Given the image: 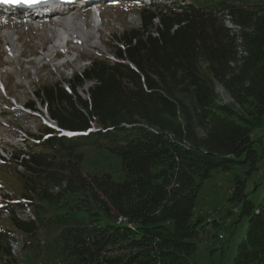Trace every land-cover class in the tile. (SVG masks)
Segmentation results:
<instances>
[{
    "label": "trees",
    "instance_id": "1",
    "mask_svg": "<svg viewBox=\"0 0 264 264\" xmlns=\"http://www.w3.org/2000/svg\"><path fill=\"white\" fill-rule=\"evenodd\" d=\"M142 3L113 58L92 55L24 105L50 123L39 119L32 144L9 152L21 195L2 200L0 264L17 261L13 229L54 264H198L197 197L213 169L238 162L248 168L230 200L247 228L231 264H264V151L253 135L264 117V0ZM87 145L117 154L124 177L86 174ZM27 208L34 217L18 215Z\"/></svg>",
    "mask_w": 264,
    "mask_h": 264
},
{
    "label": "rangeland",
    "instance_id": "2",
    "mask_svg": "<svg viewBox=\"0 0 264 264\" xmlns=\"http://www.w3.org/2000/svg\"><path fill=\"white\" fill-rule=\"evenodd\" d=\"M101 1L103 2L97 0L91 2L94 7L100 6L99 12L95 10V12L79 13L83 20L77 23L80 26L77 27L79 32L77 36L82 39L87 38V44L73 42L68 47L69 52L66 53V49L63 48L64 54L57 60L55 54L48 59L43 58L46 46L49 44V48H53L50 37L54 33L50 31L49 25H45L44 29H32L27 24L4 20L15 23L21 36L19 43L10 38V41L19 46L16 54L19 55L21 50L24 51V56L19 58L16 56L11 59L8 54L4 55L8 47L3 36L10 33L5 30L0 32V81L2 82L0 84V186L5 187L7 193L15 197V200L21 195V187L17 180L15 165L10 161L9 152L25 150L24 143L31 145L34 140L31 133L38 131V121L44 119L39 111L25 109L24 105L37 97L35 92L42 82L64 81L70 78L75 71L82 70L88 64L86 58L99 54H107L112 58L110 47L115 42V35L127 28L139 26L141 5H127V1L134 0ZM92 6L89 9L94 8ZM84 20L87 21V27L84 25ZM52 42L57 44L56 39ZM9 60H12V64L5 66L4 63ZM220 91L225 100L230 99L222 89ZM253 135L256 140L255 147L264 151V117L262 124L254 128ZM83 150L82 168L86 174L109 172L116 180L124 177L121 158L117 154L96 145H87ZM247 168L248 164L245 162L235 163L228 169L215 168L203 183L191 219L194 223L200 217H204L199 223V234L193 238L197 243V250L191 257L192 261L198 264L232 263L237 245L247 228V219L238 221L240 206L234 204L230 197L235 176L238 174L246 176ZM18 170L22 169L19 167ZM263 172L264 170L255 175L264 182ZM1 206L4 207L5 202L0 200ZM2 214L4 213L0 212V225L7 227L8 220ZM215 221L218 224H215ZM24 239L26 243L30 242L28 235H25ZM14 264L54 263L52 259L44 254H38L34 247L27 245L22 248Z\"/></svg>",
    "mask_w": 264,
    "mask_h": 264
},
{
    "label": "bare ground",
    "instance_id": "3",
    "mask_svg": "<svg viewBox=\"0 0 264 264\" xmlns=\"http://www.w3.org/2000/svg\"><path fill=\"white\" fill-rule=\"evenodd\" d=\"M19 4H21V3H19ZM79 5H84V2H77V3H75V5L74 6H72V7H70V10H68V12L67 13H63V15H62V18L64 19L66 16H67V14L69 13V12H71V11H74V10H76V8L79 6ZM59 8V7H58ZM94 8H97V6L96 7H94ZM93 9V8H92ZM51 11V10H50ZM59 12V11H58ZM65 20V19H64ZM75 31L76 32H78V30H77V27H75ZM4 38H5V40H6V46L8 47L7 49L8 50H10V51H14V49L15 48H17V45H15L14 43H12L11 41H10V39H9V35L8 34H5L4 36H3ZM53 39L55 40H57L58 39V36L54 33V35L52 36V37H50V43L53 45L52 47H54V48H59V46L57 45V44H55V43H53L52 41H53ZM48 44V43H47ZM49 45V44H48ZM46 46V48H45V54L43 55V58L44 59H48V58H50V56L52 55V54H55V50H53V52H52V49L51 48H49V46ZM14 58H16V56H13ZM52 57V56H51ZM56 58H57V56H56ZM4 105V104H3ZM28 211V210H27ZM29 213H30V211H28ZM31 214V213H30ZM23 215H27L28 216V214L27 213H24ZM32 215V214H31ZM21 234V233H20ZM10 244V243H9ZM11 252H12V254L11 255H16L19 251H20V249H21V247H22V239H20L19 237H14V238H12L11 239ZM15 257V256H14Z\"/></svg>",
    "mask_w": 264,
    "mask_h": 264
},
{
    "label": "snow or ice",
    "instance_id": "4",
    "mask_svg": "<svg viewBox=\"0 0 264 264\" xmlns=\"http://www.w3.org/2000/svg\"><path fill=\"white\" fill-rule=\"evenodd\" d=\"M41 0H0V3H39Z\"/></svg>",
    "mask_w": 264,
    "mask_h": 264
}]
</instances>
